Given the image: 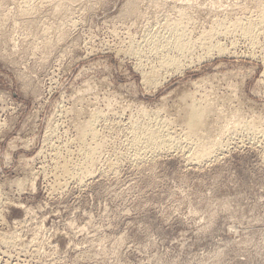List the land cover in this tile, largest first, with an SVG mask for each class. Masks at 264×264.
<instances>
[{
	"label": "rangeland",
	"instance_id": "obj_1",
	"mask_svg": "<svg viewBox=\"0 0 264 264\" xmlns=\"http://www.w3.org/2000/svg\"><path fill=\"white\" fill-rule=\"evenodd\" d=\"M30 3L0 0V264H264V28L252 44L236 27L264 0ZM181 5L194 49L146 82L159 59L130 51ZM194 101L255 126L202 161L187 144L134 161L132 131H188ZM95 114L103 151L83 179Z\"/></svg>",
	"mask_w": 264,
	"mask_h": 264
},
{
	"label": "bare ground",
	"instance_id": "obj_2",
	"mask_svg": "<svg viewBox=\"0 0 264 264\" xmlns=\"http://www.w3.org/2000/svg\"><path fill=\"white\" fill-rule=\"evenodd\" d=\"M30 1L31 0H26V3L29 4ZM211 2H212V0H211ZM173 6H174V4H173ZM187 10L188 9H186V7L185 8H183V6L181 8L179 7L177 9V12H176L179 17L177 19L175 18V20H176L175 22H174V20H173V22H170L169 20H167L161 29L163 31H161V30L157 31L156 30V31L149 32L148 36H146L144 39V42H143L145 45V46L143 45L144 47L140 46V47H136L134 49H131V51H130L131 55L133 57L136 56V58L139 57V59H141L142 54H144V52H145L144 49L147 47L148 53L150 52L153 56H156L159 59V66H158L159 69L156 68L157 66L156 67L153 66V68L151 67L152 69H151L150 73H143L146 82H150L151 78H152V80L156 79V81H157L158 80L157 77L160 76L159 75L160 69L164 70V68H173L174 70L179 72V70L184 68V66L181 63L183 58H181V57H183L185 54H188V53L190 54V51L195 44V43H191L192 40H190V36H189L190 34L188 35V29L186 28L187 26H185V24H184L186 20H187L186 22H188L189 18H191L190 14ZM259 11L261 12V14L259 13L260 19H258V22L248 21V24L244 23L246 25H237L236 24L237 25L236 27H238L242 31V37H244L247 40H249L250 42H252V44H256V42L258 40V36L261 34L260 32H262L261 30H263V28H264V6L262 8H260ZM215 34H217V33H215ZM212 35H211V37H212ZM211 37H209V38H211ZM207 44H209V43H207ZM131 45H132V43H131ZM209 45H211V43ZM219 48H221V47H219ZM221 50H222V48H221ZM210 51H213V50H210ZM145 55L146 54H144V56ZM191 61H192V59H191ZM142 66L143 65L141 64V67ZM199 87H200V85H199ZM217 99L218 98H216V100ZM184 102H186V101L184 100ZM202 102H204V101H202ZM211 102H212V100H211ZM211 102L209 105L206 104V106H203L202 103L194 101L192 103V105H189V106L186 105L185 107H184V103L181 102L183 104L184 110H185L186 115H187V118H185V122H183L184 123L183 125L188 130V131L185 130L186 132L182 131L180 134H177L176 132L173 133V131H170V126H172V124L169 123L167 120L166 121L164 120V121H159V122H153V121H150V119H149L150 122L147 121L144 124L143 128H139V129L137 128V130L136 129L133 130L132 131V137H130L131 141L129 143L131 144L130 146L132 148H134V150H133L134 151V156H133L134 161L143 162V160L146 159V157L148 155H152V156L155 155L156 156L163 151H166L165 153H167V150L174 149L177 146L181 147V145H183V144H187L189 146L191 145V150L189 152L190 156L188 155V157H190L191 159L193 158V159H198L199 161H202L206 158H211V156L215 154L216 149L218 148V146L221 145L222 140L225 138L224 136L226 134H233L235 131L237 132V130L239 129V126H241V125H245L246 127L251 128V129L254 128L255 125L253 123H252L253 125H251V124L248 125V122L244 121V118L240 117L237 112H236L237 116H233L234 117L233 119L228 120L229 117H227V119L225 118L223 120L221 118L222 117L221 111L217 110V108H215V106H217V105L214 106V104H213L214 102L213 103H211ZM224 102H225V99H224ZM180 107H182V106H180ZM224 111H226V110L224 109ZM223 114H224V112H223ZM229 114L230 113H227V115H229ZM233 114L235 115V112ZM97 115L98 114L93 115V118L91 117L92 119L89 118L90 121L86 122V124L84 126L80 125L81 131H80L79 140L81 139L82 141H84L83 146L85 149H84L83 154H84L86 164L83 163V164H85V167H83V168L80 167L81 168L80 171L78 170L80 172V173H78L80 175L78 177H80V178L82 177L83 179L88 174H90V171L93 168H97V167H95V165L97 164L96 158H97L98 154L100 153V151H103L102 150L103 147L101 148L102 141H101V143L99 142V133L97 132V128H96L97 123L100 120ZM211 117H212V119H211ZM220 119L222 121H219ZM181 120H184V119H181ZM107 122H108V120H107ZM219 124H221V125L218 126ZM245 126H243L244 129H245ZM84 143H85V145H84ZM64 173L67 177L70 174V170H69L68 166L65 167Z\"/></svg>",
	"mask_w": 264,
	"mask_h": 264
}]
</instances>
